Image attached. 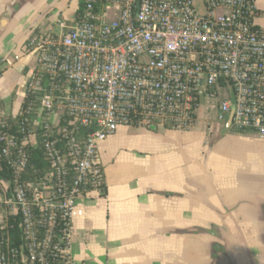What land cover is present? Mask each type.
<instances>
[{
    "label": "built area",
    "instance_id": "obj_1",
    "mask_svg": "<svg viewBox=\"0 0 264 264\" xmlns=\"http://www.w3.org/2000/svg\"><path fill=\"white\" fill-rule=\"evenodd\" d=\"M78 1L71 25L55 19L2 60L20 68L28 103L15 114L0 104V157L12 176L3 203L19 213L25 243L1 252L0 264H76L74 204L100 192L99 147L119 126L187 130L199 101L215 97L219 122L232 114L228 127L264 138V31L254 0ZM9 115L29 124L21 142ZM37 131L50 171L23 182Z\"/></svg>",
    "mask_w": 264,
    "mask_h": 264
},
{
    "label": "crops",
    "instance_id": "obj_2",
    "mask_svg": "<svg viewBox=\"0 0 264 264\" xmlns=\"http://www.w3.org/2000/svg\"><path fill=\"white\" fill-rule=\"evenodd\" d=\"M254 2V23L264 31V0ZM78 6L0 0L6 113L22 103L23 75L12 66L11 76L2 60L20 55L29 36L55 19L71 25ZM213 106L200 100L187 130L119 126L102 141L103 191L77 198L72 211L76 264H264V138L210 119ZM6 188L2 182L0 223L15 214L3 203Z\"/></svg>",
    "mask_w": 264,
    "mask_h": 264
},
{
    "label": "trees",
    "instance_id": "obj_3",
    "mask_svg": "<svg viewBox=\"0 0 264 264\" xmlns=\"http://www.w3.org/2000/svg\"><path fill=\"white\" fill-rule=\"evenodd\" d=\"M82 5V1L79 2L78 8H80ZM28 103V98L25 97L23 102L21 103V107H26ZM8 114V113H7ZM8 123L10 124L9 132L13 134L19 142L23 141L24 138L27 136L29 124L24 123L23 117H16L12 118L10 115L8 117ZM30 131V128H29ZM38 134V142L36 146L33 145H26L25 150L27 152L28 161L25 169V173L23 175L22 181L23 182H29V181H36L39 178L43 177L46 173H49L50 166H49V159L47 157V154L44 150V146L41 142V138L39 135V131H37ZM11 171L7 167L5 161L3 158L0 157V186L2 182H8L11 180ZM103 191V186L101 188ZM0 189V193H1ZM5 197L11 196L10 189L7 187L5 189ZM37 217H40L41 215H38ZM7 219L5 221H2V229H0V238L7 237V243H4L2 248L0 249V253L3 252L5 255L9 254V249H20L22 246L25 245L24 239H23V233L19 227L20 223V215L18 212L15 214H7ZM0 223V224H1ZM0 227V228H1ZM61 228V224L57 225L55 227V232L57 233ZM38 231L41 233V229L38 228Z\"/></svg>",
    "mask_w": 264,
    "mask_h": 264
},
{
    "label": "rangeland",
    "instance_id": "obj_4",
    "mask_svg": "<svg viewBox=\"0 0 264 264\" xmlns=\"http://www.w3.org/2000/svg\"><path fill=\"white\" fill-rule=\"evenodd\" d=\"M76 1H78V0H76ZM6 57H9V58H12L13 57V55L12 54H9V55H7ZM5 64H1V67H2V69H4L5 68ZM6 68H7V70H11V76L12 75H16V73H14V69H10L8 66H6ZM11 76L10 77H8V76H4V80H5V83L7 84L10 80H11ZM4 99H6V98H4ZM210 101V102H212L213 103V105L215 104V107L213 106V108L211 109V113H210V119H213L215 122H218V120H217V114H216V110H218V103H217V98H215V97H209V98H202L201 99V104H204V103H206V101ZM5 103H7V100H5Z\"/></svg>",
    "mask_w": 264,
    "mask_h": 264
},
{
    "label": "water",
    "instance_id": "obj_5",
    "mask_svg": "<svg viewBox=\"0 0 264 264\" xmlns=\"http://www.w3.org/2000/svg\"><path fill=\"white\" fill-rule=\"evenodd\" d=\"M17 71L20 72V68H18ZM23 90L26 91V86H24V89H23ZM231 117H232V114H231L230 117H229V120H228L227 126H229V124H230Z\"/></svg>",
    "mask_w": 264,
    "mask_h": 264
}]
</instances>
